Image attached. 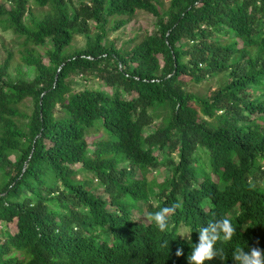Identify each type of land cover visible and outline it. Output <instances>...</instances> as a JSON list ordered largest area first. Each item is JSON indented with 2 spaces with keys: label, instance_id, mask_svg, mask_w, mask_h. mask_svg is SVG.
<instances>
[{
  "label": "trees",
  "instance_id": "trees-1",
  "mask_svg": "<svg viewBox=\"0 0 264 264\" xmlns=\"http://www.w3.org/2000/svg\"><path fill=\"white\" fill-rule=\"evenodd\" d=\"M0 32V264H189L225 217L205 264L264 250V0H0Z\"/></svg>",
  "mask_w": 264,
  "mask_h": 264
},
{
  "label": "clouds",
  "instance_id": "clouds-1",
  "mask_svg": "<svg viewBox=\"0 0 264 264\" xmlns=\"http://www.w3.org/2000/svg\"><path fill=\"white\" fill-rule=\"evenodd\" d=\"M181 207L180 203H175L170 207H163L155 213H150L148 219L156 224L161 232L167 230L169 225V216L175 214V211ZM191 231H186L181 237H186L191 241ZM199 242L192 245L191 254L188 257L189 264H205V261H211L217 256H222L223 251L217 250L215 245L217 242L231 241L236 234L228 218L210 221L207 226L198 230ZM175 255L180 257L183 255L182 248H178ZM232 258L235 264H264V250L259 247H252L248 252L243 248L237 247L233 251Z\"/></svg>",
  "mask_w": 264,
  "mask_h": 264
},
{
  "label": "rangeland",
  "instance_id": "rangeland-1",
  "mask_svg": "<svg viewBox=\"0 0 264 264\" xmlns=\"http://www.w3.org/2000/svg\"><path fill=\"white\" fill-rule=\"evenodd\" d=\"M163 7L166 8L168 3L166 1H163ZM154 26V18L151 17L148 14L145 13H137L136 16L123 28H121L119 31L110 34L109 39H117L118 43L124 42L128 40L129 38H132L134 35H142L145 31H151ZM2 44V46H1ZM84 44V39L79 37L76 38L74 45L78 48H81ZM12 48V45L10 43V35L7 33H1L0 32V62L3 60L5 57V51L6 49L9 50ZM16 57V55H15ZM24 70H26L24 68ZM72 86L75 90H80L83 88L85 82L81 80L80 77L78 76H72ZM97 81H93L87 85H96ZM220 84V81L217 79H210L206 83H202L199 85H193L189 84L188 90L190 92L196 93L198 95H207L208 91H212L216 89ZM29 104V103H27ZM97 136H94L93 138H88V142H91L95 140ZM163 172L162 170L154 173V176L157 177V179H162ZM10 230L14 229V225L8 226Z\"/></svg>",
  "mask_w": 264,
  "mask_h": 264
}]
</instances>
